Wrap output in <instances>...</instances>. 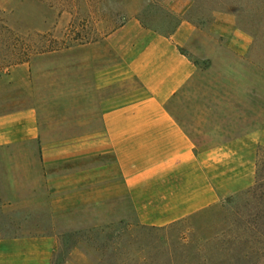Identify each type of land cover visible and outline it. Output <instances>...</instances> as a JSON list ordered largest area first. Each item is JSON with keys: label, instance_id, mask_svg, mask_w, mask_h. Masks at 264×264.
I'll return each mask as SVG.
<instances>
[{"label": "rangeland", "instance_id": "obj_1", "mask_svg": "<svg viewBox=\"0 0 264 264\" xmlns=\"http://www.w3.org/2000/svg\"><path fill=\"white\" fill-rule=\"evenodd\" d=\"M189 1L184 19L195 31L180 51L196 71L168 111L201 152L219 145L235 152L206 158L207 204L154 222L140 219L143 206L131 203L129 190L120 209L97 201L62 207L42 179L36 145L20 144L0 148L3 238L51 236V264H264V148L249 138L264 127V0ZM214 13L228 15L249 39L245 54L212 31ZM179 22L162 0H0V116L30 108L38 121L71 122L72 99L85 125L92 74L118 67L117 54L133 55L140 30L168 34ZM127 73L120 91L129 105L143 91ZM87 191L108 195L83 188L78 196ZM155 192L189 200L186 189Z\"/></svg>", "mask_w": 264, "mask_h": 264}, {"label": "crops", "instance_id": "obj_2", "mask_svg": "<svg viewBox=\"0 0 264 264\" xmlns=\"http://www.w3.org/2000/svg\"><path fill=\"white\" fill-rule=\"evenodd\" d=\"M162 1L180 18L176 29L154 35L140 30L133 55L117 54L123 63L92 74L85 125L78 121L80 104L72 99L75 119L71 122L56 121L53 125L38 121L30 108L0 116V148L36 145L41 176L46 188L56 194L55 204L63 207L99 202L120 209L127 204L129 190L131 203L143 206L139 209L141 220L174 221L207 204L206 158L222 157L224 149L235 154L232 148L222 145L201 152L168 111L174 97L190 87L196 71L180 51L195 28L184 19L191 8L189 0ZM212 31L229 40L236 53L243 55L247 51L249 39L236 34L228 15L214 13ZM128 71L138 79L143 91L142 99L129 105L125 91H120ZM108 89L113 91L107 96ZM249 138L264 148V127L256 138L255 133ZM99 159L102 166L96 169ZM83 188H102L108 190V195L96 199L87 191L82 198L78 193ZM160 189H186L189 200L166 201L164 195L155 192ZM183 204L189 206L188 210L176 209ZM154 205L161 207L154 210ZM168 205L175 207L170 209ZM54 244L51 236L6 239L0 227V264H51Z\"/></svg>", "mask_w": 264, "mask_h": 264}]
</instances>
